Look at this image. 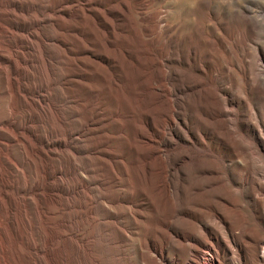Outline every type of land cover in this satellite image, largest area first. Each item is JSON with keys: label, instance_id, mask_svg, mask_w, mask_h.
Masks as SVG:
<instances>
[{"label": "rangeland", "instance_id": "374dc122", "mask_svg": "<svg viewBox=\"0 0 264 264\" xmlns=\"http://www.w3.org/2000/svg\"><path fill=\"white\" fill-rule=\"evenodd\" d=\"M29 1L0 0V194L9 208L15 210L8 217L9 231H13V223L18 220L28 236H37L43 223L55 238L83 243L84 235L67 227L64 235L55 232L57 227L68 226L71 221L69 215L57 213L59 203L65 206L73 202L74 193L80 189L86 194L90 191L101 194L105 183L95 178L103 179L112 169L124 170L120 163L123 158L127 160L128 171L134 174L138 165L129 161L147 155V145L153 144H147L148 135L156 141L154 146L173 152L171 161L176 162L179 170L182 161L198 165L216 159L226 179H236L230 159L213 148L217 137L209 146L203 145L194 133L187 146L163 145L165 98L154 84L164 77L165 67L171 65L170 41L176 34L179 55L175 51L174 57L179 58L181 68L198 74L195 68L206 67L210 59L217 60L214 61L221 67L230 62L237 71L225 80H231L240 95L246 93L240 60L249 61L263 72L258 83L259 95L254 94L252 102L264 121V0H190L196 2L177 13L175 30L163 21L155 37L151 36L156 29L150 22L152 10H165L167 0H33L32 4ZM43 10L54 15L53 20L43 19ZM169 49L171 52L167 53ZM137 50L145 56L138 57L139 51L134 56ZM46 59H50L53 67L47 65ZM190 59L192 68L187 64ZM237 72L239 80L235 78ZM177 73L174 69L170 72L172 77ZM225 80L214 77V86L218 94L231 98ZM180 85L176 99L181 115L188 91ZM141 90L145 100L155 106V114L148 115L149 119L146 110L137 105ZM186 116L190 120V114ZM238 118L241 128L256 136L244 108ZM158 125L165 131L159 130ZM144 126L149 134L141 133ZM210 130L206 129L207 134ZM186 147L188 152L183 156ZM207 169L195 166L192 172L201 179L218 175ZM181 175L182 172V178ZM250 180L261 190L247 189L243 196L249 207L248 230L240 232L233 228L226 240L205 214L204 207L196 200L182 201L170 227L161 224L175 243L159 241L161 233L152 231L155 237L148 239L152 248L144 249L148 257L145 264H238L234 259L237 255L231 252L234 249L244 255L245 264H264V248H256L257 238L248 234L249 229H257L264 238V179L252 175ZM188 182L185 181L187 185ZM82 183L80 189L75 188ZM222 183V179L214 180L195 186L192 191L212 190ZM134 191L133 185L126 194L132 197ZM210 197L214 202L222 201L217 191ZM137 208L147 212L144 199L137 200ZM215 210L221 214L219 209ZM152 218L151 213L147 220ZM200 226L207 237L199 234ZM192 237L210 243L209 249L191 248ZM178 252L183 256L180 261Z\"/></svg>", "mask_w": 264, "mask_h": 264}, {"label": "bare ground", "instance_id": "6f19581e", "mask_svg": "<svg viewBox=\"0 0 264 264\" xmlns=\"http://www.w3.org/2000/svg\"><path fill=\"white\" fill-rule=\"evenodd\" d=\"M196 1L191 3L190 0H167L165 10H162V8L152 10L153 15L150 22L155 25L156 29L152 30L151 36L155 37L158 35L157 29L163 21H165L166 26H172L175 30L178 23L177 13L182 11L186 5L195 4ZM32 3L33 0H30L29 4ZM145 5L148 6L143 4V6ZM25 10L30 11L31 9ZM42 15H44L42 18H47V21L49 19L53 20L55 17L54 15L53 17L45 14L44 10ZM175 37L176 34L174 39L170 41L173 49L172 55H169L171 56V65L165 67L166 71L163 69L165 71L164 77L154 84L157 85L159 93L163 96L162 98H165L166 105V109L163 111L166 112L164 114L166 118L162 117L166 119L165 127L162 125V127L166 128V134H162V143L163 145L180 143L183 146H187L193 141L192 134L194 133L203 145L209 146L217 137L218 140L215 141L213 148L216 151H221L230 159L229 165L232 172L236 175V179H226L222 166L216 159L207 162L203 161L198 165H194L190 160L182 161L181 165L178 164L181 169L179 170L178 166L174 165L176 162L173 163L171 161L174 155L173 152H170L167 148L161 149L162 147L154 146L153 144L156 141L152 140V137L148 138V135L147 144H153L152 146L147 145V155L144 157L135 156L136 158L129 161L134 163L135 166L136 163L138 165L134 174L128 171L127 160L123 158L120 163L123 165L124 170L116 171L112 169L110 173L104 175L103 179L95 178L96 181L102 180L105 183L106 188L101 194L96 195L92 191L87 194L84 193V190L80 189L83 186L82 183L75 187L80 190L74 193L73 202H69L65 206L64 203H59L57 213L69 215L71 221L68 226L57 227L55 232L64 235L67 227L70 231L82 233L85 238L83 243L68 242L60 237L55 238V235L45 230L43 223L40 224L39 235L37 236H28L26 228L18 220L13 223V231H9L8 217L11 212L15 214V210L9 208L8 203L5 202V199L0 194V264H145L148 261V257L144 249L152 248L148 239L149 237H155L152 235V231L161 233L159 241L175 243L176 240L172 236L167 235V231L161 228V224L164 223L167 226L166 228L170 227L174 220V214L182 201L196 200L198 204L204 207L206 209L205 214L220 229L226 240L228 239L227 235L230 234L228 232L233 228L238 229L240 232L248 230V225H251L248 214L249 207L243 200V196L247 189L255 192L261 190L259 185L254 184L250 180V176H260L264 179V121L252 102L253 95H259L258 83L261 82L260 74L263 72L252 67L249 61L246 62L241 59V74L246 85V93L245 95H240L237 92L238 88H234L231 80L230 82L225 80L226 76L229 77L231 72L237 71L230 62L226 66L221 67L218 64L219 62H215L217 60L210 59L206 67L197 65L198 67L195 69H198V74L193 73L191 69L181 68L178 64L179 58L176 55V58L174 57L175 51L178 54L176 46L179 44L177 42L178 39L175 40ZM178 46L180 48V45ZM142 52L144 53L145 50ZM168 52H171L170 49ZM188 52L190 51L188 50ZM144 54L140 56L137 53L134 56L144 57ZM184 57L186 56L184 55ZM46 61L48 66L53 67L50 59H46ZM142 62L144 61L142 60ZM190 62L191 59L187 64L192 68V62ZM172 69L178 72L175 77L170 74ZM226 69L227 71L225 72L224 70ZM160 76L162 77V74ZM216 76L225 80L227 89L232 92L231 98L216 92L214 86V77ZM235 78L239 80L238 72ZM180 84H183L184 90L188 91L186 92V99L182 102L184 113L181 115L178 114V100L176 99ZM148 102L145 100L144 91L141 90L137 105L141 109L143 108L142 110H146V118L149 119L150 116L155 114L153 113L155 106ZM242 108L245 109L246 118L249 120L250 125L257 132L256 136L241 128L238 114ZM156 112L158 111L156 110ZM186 113L190 114V120L187 118ZM221 114H223L222 117H220ZM143 122L145 123V121ZM155 123L158 124V122ZM147 124L149 125V123ZM172 128H175V130L173 131ZM208 128L211 130L207 134L206 129ZM147 130V126H144L141 133L144 135L149 134ZM161 131L165 130L162 129ZM187 150L186 147L184 154H182L183 156L187 154ZM156 152H159V154H156ZM15 164L17 165L18 162L15 161ZM32 165L34 170H36L34 162ZM195 166L203 171L204 167H206L208 168L207 170H212V173L219 176L208 175L205 179H201L199 175H195L197 173L192 172ZM180 172H182V178L180 177ZM218 179H222L223 183L218 187L212 188L214 191L201 190L200 193L192 191L195 186H204ZM188 180L189 185L185 183ZM133 185L135 191L130 197V195L126 194V191L127 188ZM209 191L210 194H208ZM216 191L222 195V201L220 202H214L210 197ZM139 199H144L147 212L142 213L137 208V200ZM262 208L264 210V201ZM65 209H68V211H65ZM215 209H219L221 214L218 215ZM151 213L153 218L148 221L147 217ZM249 231V235L257 238L256 248H264V238L260 236L258 230L249 229ZM125 232L128 234L126 235ZM198 232L200 235L207 237V233L202 226H200ZM124 236L127 239H124ZM209 245L210 243L193 237L189 242L191 248L194 247L200 251H207ZM154 249L156 250L157 247H154ZM231 252L237 255L234 259H236L238 264H245L246 258L244 255H241L235 249L231 250ZM177 254V258L180 261V257L183 256L179 252Z\"/></svg>", "mask_w": 264, "mask_h": 264}]
</instances>
